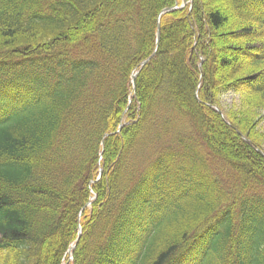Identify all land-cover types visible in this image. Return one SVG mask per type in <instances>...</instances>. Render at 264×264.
Wrapping results in <instances>:
<instances>
[{
    "label": "trees",
    "instance_id": "trees-1",
    "mask_svg": "<svg viewBox=\"0 0 264 264\" xmlns=\"http://www.w3.org/2000/svg\"><path fill=\"white\" fill-rule=\"evenodd\" d=\"M177 1L0 0V264H264V0L163 15L133 91Z\"/></svg>",
    "mask_w": 264,
    "mask_h": 264
},
{
    "label": "rangeland",
    "instance_id": "rangeland-1",
    "mask_svg": "<svg viewBox=\"0 0 264 264\" xmlns=\"http://www.w3.org/2000/svg\"><path fill=\"white\" fill-rule=\"evenodd\" d=\"M210 3V5L214 8V9H219L221 11H225L226 13H228V7H226V2L225 0H206ZM228 31V30H227ZM230 31H228L227 33H229ZM225 42L222 41V43L226 44L228 43L229 39H224ZM231 96H227V100L226 102H230ZM262 127L264 128V123H262ZM216 138L218 141L221 142H225L226 144H230L233 143V139L231 137L230 134L228 133H224L223 131H217L216 132ZM182 159V161L185 159L184 157H180ZM212 175H214V172H212ZM70 262H68L69 264Z\"/></svg>",
    "mask_w": 264,
    "mask_h": 264
},
{
    "label": "water",
    "instance_id": "water-1",
    "mask_svg": "<svg viewBox=\"0 0 264 264\" xmlns=\"http://www.w3.org/2000/svg\"><path fill=\"white\" fill-rule=\"evenodd\" d=\"M174 9H176V7L174 8ZM173 9H168V10H166V12H170V11H172ZM160 24H158V28H157V46H158V44H159V40H160ZM152 57L153 56H151L148 60H146V61H144L141 65H140V68L142 69L147 63H148V61L150 60V59H152ZM132 80H133V82H134V84H135V80H136V75H133V77H132ZM79 237H80V235H79ZM75 249V246H73L72 248H71V250L69 251V253L70 254H72V250H74Z\"/></svg>",
    "mask_w": 264,
    "mask_h": 264
}]
</instances>
